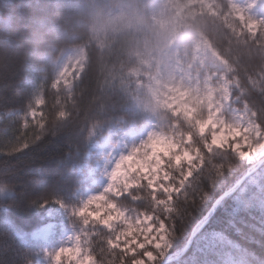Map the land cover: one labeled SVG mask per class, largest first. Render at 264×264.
<instances>
[{
    "label": "snow or ice",
    "instance_id": "obj_1",
    "mask_svg": "<svg viewBox=\"0 0 264 264\" xmlns=\"http://www.w3.org/2000/svg\"><path fill=\"white\" fill-rule=\"evenodd\" d=\"M260 3L228 0L225 7L216 0L215 14L223 11L243 50L236 57L234 81L220 93L183 83L172 87L163 106L186 127L176 123L169 134L149 136L115 163L108 187L74 212L84 226L91 224L88 235H96L98 217L111 237L101 247L88 243L85 236L82 247L77 236L74 247L46 253L51 264H167L174 246L184 248L189 241L184 264H264V119L256 111H246L239 122L229 123L223 115L225 107L239 99L233 88L240 87V63L264 54V17L253 16ZM68 6L78 5L68 0ZM0 9L10 17L0 25V92H9L28 65L52 59L49 53L61 42L58 26L71 18V12L55 14L49 0H3ZM260 63V74L248 78L249 92L264 93V55ZM87 67L66 65L51 89L69 88ZM69 100L38 96L29 105L18 142L0 154L16 155L53 134L55 125L71 116ZM242 108H249L248 100H242ZM28 182L16 166L0 163V194L12 197L4 208L22 207ZM141 186L151 190L156 211L130 223L112 197ZM0 264H32L24 237L7 224L0 225Z\"/></svg>",
    "mask_w": 264,
    "mask_h": 264
},
{
    "label": "trees",
    "instance_id": "obj_2",
    "mask_svg": "<svg viewBox=\"0 0 264 264\" xmlns=\"http://www.w3.org/2000/svg\"><path fill=\"white\" fill-rule=\"evenodd\" d=\"M49 2L55 14L71 12V18L58 26L61 42L55 51L49 53L52 59L28 65L11 91L0 92V150L18 142L24 119L8 113H28L29 105L41 95L45 98L59 97L62 101L70 97L67 110L71 116L56 124L53 134H45L39 142L16 155L0 154V163L6 161L16 166L20 175L29 181L20 208H4L5 202L12 197L8 193L0 194V225L18 229L24 237V248L32 264L43 244L31 238V232L45 224L49 220L48 213L58 206L72 204L75 191L83 185L81 169L90 163L89 149L100 136L108 129L126 123L140 126L149 118L159 122H177L183 126L168 112L152 108L150 97L144 87H139L134 75V70L140 65L138 54L156 47L157 31L150 26L148 16L151 0H72V5H78L73 7L68 6V0ZM219 5L227 7L224 0H219ZM121 7L126 13L125 20L131 25L115 22L104 26ZM9 20V14L0 9V25L7 24ZM193 23L234 70V66H238L236 57L243 50L235 38V28L223 11L216 16L199 15ZM80 47L85 54L84 65L88 67L69 88L51 89L55 69L66 51ZM262 55L242 61L238 74L242 99L248 100L250 110L264 119V93L258 89L249 92L248 81L249 77L254 80L260 74ZM233 74L235 76V72ZM73 158L76 160L74 164L71 163ZM114 200L136 212L154 215L156 211L151 190L144 186ZM79 227L86 229L80 234L83 245L85 236L88 243H97L101 247L111 237V233L98 223L96 235H88L91 224L84 226L80 223ZM190 247L191 241L184 248L174 246L173 254L165 258L167 264H184L185 250ZM232 258L233 255L227 257L228 260Z\"/></svg>",
    "mask_w": 264,
    "mask_h": 264
},
{
    "label": "rangeland",
    "instance_id": "obj_3",
    "mask_svg": "<svg viewBox=\"0 0 264 264\" xmlns=\"http://www.w3.org/2000/svg\"><path fill=\"white\" fill-rule=\"evenodd\" d=\"M224 1L228 5V0ZM235 2L244 5L248 0H235ZM214 8H219L216 0H151L148 16L150 26L157 31L156 47L147 53L138 54L140 65L134 70V75L139 87L145 88L153 109L160 108L174 119H179L163 106L164 97L172 87L183 83L189 87L199 86L201 91L220 93L234 81L233 68L218 54L193 23L199 15L216 16ZM125 16V10L122 7L118 8L104 26L108 23L114 25L115 22L123 26L131 25L125 20ZM253 16L264 17V0H261ZM84 60L85 54L82 47L67 50L55 69L54 81L66 65L78 63L83 66ZM233 92L239 99H234L231 105L225 107L223 113L229 123L239 122L240 116L246 111H251L250 108L246 110L242 108L241 88H233ZM8 114L22 118L27 115L21 112ZM180 121L183 124V121ZM176 123L159 122L149 118L140 126L126 123L110 128L100 136L89 149L90 163L85 164L81 169L83 185L75 191L72 204L58 206L55 211L48 213L49 220L45 224L31 232V238L43 244L33 264H51L46 253H52L62 246L74 247L75 237L81 234L80 223H83L82 218L74 212L87 200L101 194L108 187L116 162L139 148L149 136L173 132L175 130L173 125ZM184 127L186 125L183 124L182 128ZM134 188L136 187L128 189L119 197H112V202L130 223L149 215L124 207L114 199L127 196ZM56 217L59 219L57 220ZM95 219L98 223L99 218ZM80 244L84 246L82 239Z\"/></svg>",
    "mask_w": 264,
    "mask_h": 264
},
{
    "label": "water",
    "instance_id": "obj_4",
    "mask_svg": "<svg viewBox=\"0 0 264 264\" xmlns=\"http://www.w3.org/2000/svg\"><path fill=\"white\" fill-rule=\"evenodd\" d=\"M185 250V249H184ZM184 250H183V252H184Z\"/></svg>",
    "mask_w": 264,
    "mask_h": 264
}]
</instances>
